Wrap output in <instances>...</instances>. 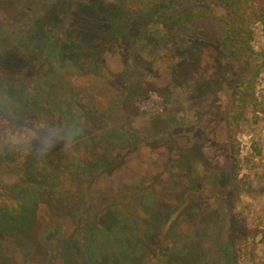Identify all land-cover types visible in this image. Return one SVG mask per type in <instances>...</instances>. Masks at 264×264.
I'll return each mask as SVG.
<instances>
[{"label": "rangeland", "instance_id": "obj_1", "mask_svg": "<svg viewBox=\"0 0 264 264\" xmlns=\"http://www.w3.org/2000/svg\"><path fill=\"white\" fill-rule=\"evenodd\" d=\"M109 1L0 0V264H264V111L227 132L249 78L264 101L262 24L240 60L231 0H167L124 36ZM187 8L205 13L173 26ZM37 121L75 135L4 143Z\"/></svg>", "mask_w": 264, "mask_h": 264}, {"label": "trees", "instance_id": "obj_2", "mask_svg": "<svg viewBox=\"0 0 264 264\" xmlns=\"http://www.w3.org/2000/svg\"><path fill=\"white\" fill-rule=\"evenodd\" d=\"M124 0L109 1L105 3L107 16L102 20L111 22L114 31L119 35L129 33L121 22H128L131 17L137 20H146L150 12L155 11L159 5L167 0H133L136 7L123 4ZM126 6V9L123 7ZM205 11L187 8L171 18L173 26L181 27L199 20ZM110 14V15H109ZM220 20L226 25V35L222 41L224 47L232 56L243 60L254 53L252 41V24L260 22L264 29V0H231V9L220 16ZM116 25V26H115ZM254 81L249 78L239 90V95L230 106V120L228 123V134L237 135L242 118L248 109L257 113L264 111V101L258 100L255 96ZM262 106V107H259Z\"/></svg>", "mask_w": 264, "mask_h": 264}, {"label": "clouds", "instance_id": "obj_3", "mask_svg": "<svg viewBox=\"0 0 264 264\" xmlns=\"http://www.w3.org/2000/svg\"><path fill=\"white\" fill-rule=\"evenodd\" d=\"M10 120L14 122L18 117L14 110L8 111ZM44 129V135H38L39 130ZM75 135V130H65L58 125H49L43 121L33 122L31 127H24L22 130L9 132L4 140L10 147H23L35 142L41 153L53 148L57 143L67 144Z\"/></svg>", "mask_w": 264, "mask_h": 264}, {"label": "flooded vegetation", "instance_id": "obj_4", "mask_svg": "<svg viewBox=\"0 0 264 264\" xmlns=\"http://www.w3.org/2000/svg\"><path fill=\"white\" fill-rule=\"evenodd\" d=\"M63 118H65V117H63ZM64 120L65 121H67L68 122V120H67V117L65 118V119H62V121L64 122ZM134 124V127L132 128V131H131V133L130 132H128V134H129V137H127V135H125V136H123V139H128L129 141H133L134 140V135L136 134V131L135 130H137V123H133ZM196 130L197 129H195L194 130V132H196ZM149 142H146V144H148ZM121 147V146H120ZM120 149V148H119ZM119 149H117V151L115 152V158L117 159V156H118V151H119ZM133 150H135V148H128L127 150H124L123 151V153H120L119 154V156H121V161H119L118 162V164H116L115 166H117V167H122V166H126L127 165V163L129 162V159H128V157H130V156H132V151ZM120 151H122V149H120ZM131 153V155H129ZM129 155V156H128ZM137 164H143V162H147L144 158H143V156L141 155L139 158H137V160L135 161ZM4 182H6V180L4 181Z\"/></svg>", "mask_w": 264, "mask_h": 264}]
</instances>
